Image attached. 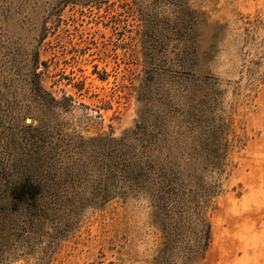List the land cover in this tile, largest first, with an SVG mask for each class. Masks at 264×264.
<instances>
[{
    "label": "rangeland",
    "instance_id": "obj_1",
    "mask_svg": "<svg viewBox=\"0 0 264 264\" xmlns=\"http://www.w3.org/2000/svg\"><path fill=\"white\" fill-rule=\"evenodd\" d=\"M184 2L196 17L187 67L218 78L245 141L233 150L210 211L213 240L196 264H264V0ZM180 10L165 0H0V112L44 124L57 147L122 135L167 85L192 82L154 74L142 42L145 18L170 37ZM32 82L56 102L36 98ZM24 220L3 232L0 264H157L162 233L146 198L117 195L74 215Z\"/></svg>",
    "mask_w": 264,
    "mask_h": 264
},
{
    "label": "trees",
    "instance_id": "obj_2",
    "mask_svg": "<svg viewBox=\"0 0 264 264\" xmlns=\"http://www.w3.org/2000/svg\"><path fill=\"white\" fill-rule=\"evenodd\" d=\"M165 2L181 7L175 33L160 37L156 23L145 18V54L154 74L163 69L192 82L167 85L132 129L57 147L44 124H20L10 109L0 112V239L18 218L38 222L56 213L77 214L117 195L136 196L149 201L162 233L157 264H196L205 257L213 240L210 211L233 166V150L245 141L234 131L218 78L196 77L187 67L194 58V37L186 31L193 29V10L184 0ZM158 53L166 55L164 62ZM255 70L248 68L252 78ZM32 83L36 98L56 102L41 82Z\"/></svg>",
    "mask_w": 264,
    "mask_h": 264
}]
</instances>
